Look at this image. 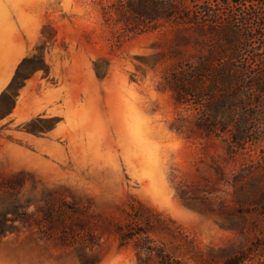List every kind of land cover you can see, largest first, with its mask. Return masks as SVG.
Here are the masks:
<instances>
[{"label": "rangeland", "instance_id": "374dc122", "mask_svg": "<svg viewBox=\"0 0 264 264\" xmlns=\"http://www.w3.org/2000/svg\"><path fill=\"white\" fill-rule=\"evenodd\" d=\"M131 2L0 0V93L47 65L0 120V264H139L149 241L222 264L264 235V0ZM205 62L241 69L215 133L212 98L174 89Z\"/></svg>", "mask_w": 264, "mask_h": 264}, {"label": "trees", "instance_id": "16d2710c", "mask_svg": "<svg viewBox=\"0 0 264 264\" xmlns=\"http://www.w3.org/2000/svg\"><path fill=\"white\" fill-rule=\"evenodd\" d=\"M152 3L153 0H132L131 7L138 15H152L149 14L151 8H153L152 11L156 13L158 11L156 7L152 6ZM153 16H150V18ZM46 30L47 27H44L42 32L43 36L46 35ZM37 50H40V47H38ZM24 68L28 69L26 73H23ZM40 70L47 71L44 53L42 54L41 51L39 54L32 53L22 59L10 83L0 93V120L13 112L16 104V98L19 96L20 90L24 86L25 81L29 79L33 73ZM189 71L190 72L188 74H182L179 71L177 72L178 76L174 78L176 81L174 89L177 93L179 101L184 102L187 99H192L193 97H199L207 101V98L210 96L213 100V105L210 109L214 113L212 116L213 124L209 126V131L211 133H215L216 131L226 129L230 123L229 118H234L238 110L234 102L235 99L231 97L230 93L225 95L224 98H218L219 92L221 91L218 87L220 82H222L224 83V89L228 92H232L234 87H237L241 69L230 64H227L222 68H213L210 63L205 62L200 67L190 68ZM207 80L210 81V84L207 83ZM248 88H250L251 91H255L256 82L251 83ZM203 106H205V104H203ZM208 107V104H206V108ZM221 109H224V111L227 112V118H225L227 120H218V117L222 115ZM39 212L43 214L42 218L47 220L52 217V213L49 209L46 210V208H43ZM14 213L18 214V211L15 210ZM18 217L23 219V221H26V214ZM7 220L8 219L5 215L1 216L0 234L4 232ZM118 229L120 232L124 230L122 226H118ZM134 237L146 238L148 237V233L141 231L136 234H131V236H126V234L124 236L125 239H132ZM142 247L143 249L145 248L149 251V256L142 257L139 255V264H185L182 259L172 255V253L169 252L163 244L149 241L147 242V246ZM260 257L264 259V235L255 240L247 249L239 251L228 257L222 264H256Z\"/></svg>", "mask_w": 264, "mask_h": 264}]
</instances>
